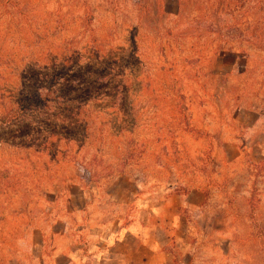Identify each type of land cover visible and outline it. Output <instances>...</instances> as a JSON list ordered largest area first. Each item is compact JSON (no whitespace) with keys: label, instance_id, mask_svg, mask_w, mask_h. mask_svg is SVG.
Segmentation results:
<instances>
[{"label":"rangeland","instance_id":"374dc122","mask_svg":"<svg viewBox=\"0 0 264 264\" xmlns=\"http://www.w3.org/2000/svg\"><path fill=\"white\" fill-rule=\"evenodd\" d=\"M197 189L166 264H264V0H0V264H110Z\"/></svg>","mask_w":264,"mask_h":264},{"label":"crops","instance_id":"0c3cea01","mask_svg":"<svg viewBox=\"0 0 264 264\" xmlns=\"http://www.w3.org/2000/svg\"><path fill=\"white\" fill-rule=\"evenodd\" d=\"M206 194L197 189L187 195L170 197L148 219L136 217L128 226L119 229V238L114 247L106 252L107 262L116 264H166L167 255H171L168 242L174 241L190 256L191 229L193 223L185 212L194 211L201 215L205 207ZM187 208V209H185ZM172 258L176 256L172 254ZM196 261V258H195ZM184 264H194V259H184Z\"/></svg>","mask_w":264,"mask_h":264},{"label":"trees","instance_id":"16d2710c","mask_svg":"<svg viewBox=\"0 0 264 264\" xmlns=\"http://www.w3.org/2000/svg\"><path fill=\"white\" fill-rule=\"evenodd\" d=\"M45 97L46 96L42 92H37L33 95L25 97L24 102L26 103V108L34 109L39 105L40 102H44L45 104H47L48 99H46Z\"/></svg>","mask_w":264,"mask_h":264}]
</instances>
